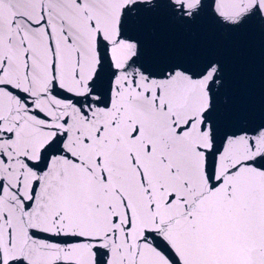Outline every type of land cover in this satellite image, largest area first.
Here are the masks:
<instances>
[{
  "label": "snow or ice",
  "instance_id": "1",
  "mask_svg": "<svg viewBox=\"0 0 264 264\" xmlns=\"http://www.w3.org/2000/svg\"><path fill=\"white\" fill-rule=\"evenodd\" d=\"M264 0H0V264H264V118L161 44Z\"/></svg>",
  "mask_w": 264,
  "mask_h": 264
},
{
  "label": "water",
  "instance_id": "2",
  "mask_svg": "<svg viewBox=\"0 0 264 264\" xmlns=\"http://www.w3.org/2000/svg\"><path fill=\"white\" fill-rule=\"evenodd\" d=\"M161 44L198 49L219 59L224 66L225 88L231 108L245 125L264 118V33L258 25L230 32L220 29L205 16L190 29L161 22Z\"/></svg>",
  "mask_w": 264,
  "mask_h": 264
}]
</instances>
